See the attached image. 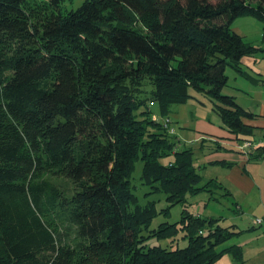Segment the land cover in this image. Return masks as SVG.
<instances>
[{
    "label": "trees",
    "instance_id": "obj_1",
    "mask_svg": "<svg viewBox=\"0 0 264 264\" xmlns=\"http://www.w3.org/2000/svg\"><path fill=\"white\" fill-rule=\"evenodd\" d=\"M61 3L0 0V264H213L225 252L243 264L240 246L217 248L238 232L186 207L188 194L223 187L203 181L192 146H175L148 107L167 115L194 90L238 143L252 140L241 120L252 113L222 90L226 66L248 77L241 58L264 49V36L255 46L231 30L249 14L264 34V0ZM141 78L153 88L135 112ZM246 153L264 158V144ZM139 158L143 182L183 206L179 224L148 230L155 203L137 206L130 183ZM179 230L182 248L143 244Z\"/></svg>",
    "mask_w": 264,
    "mask_h": 264
},
{
    "label": "crops",
    "instance_id": "obj_2",
    "mask_svg": "<svg viewBox=\"0 0 264 264\" xmlns=\"http://www.w3.org/2000/svg\"><path fill=\"white\" fill-rule=\"evenodd\" d=\"M240 62L249 76L235 73L248 80L249 84L245 86L244 83L240 84L242 82L238 86L228 84L227 88L243 96V101H235L252 114L242 117L241 120L252 127L249 137L262 143L264 141V49L243 56ZM227 94L236 97V94L232 92ZM190 95V98L182 104H190L196 117L193 124L189 123V127L190 125L193 127L192 141L199 142L198 169L201 170V164H205L203 171L208 170V167L214 168L211 173L215 172V176H210L208 179H215L221 184L225 196L232 200V208L235 210L233 216L243 217L246 222V225L241 228L237 226L238 224L226 225L238 232L230 245L240 246L243 264H264V223L261 225L253 223L255 216H261L264 219V158L249 159L247 153L238 147L235 135L229 132L222 122L211 119L212 112L217 114L212 108V102L202 93L194 90H190ZM178 137L180 146L186 145L187 136L183 133ZM204 148H206V154H203ZM214 160H223L228 163H212ZM236 220L235 217L234 221ZM258 227L259 229L256 230ZM233 260L231 263L235 264L236 261L234 258Z\"/></svg>",
    "mask_w": 264,
    "mask_h": 264
},
{
    "label": "rangeland",
    "instance_id": "obj_3",
    "mask_svg": "<svg viewBox=\"0 0 264 264\" xmlns=\"http://www.w3.org/2000/svg\"><path fill=\"white\" fill-rule=\"evenodd\" d=\"M84 0H62L61 8L63 12L71 11L76 9L78 6L82 4ZM231 30L240 34L244 41L250 42L251 44L255 46H261L262 36H264L262 30H263V23L260 22L259 19L256 17L246 14V15H240L236 17L232 23H231ZM260 54V52H259ZM225 72L229 76L228 78V84L238 86L240 84H249L248 80L243 79L241 76L236 75L235 70L231 68V66L225 67ZM139 82H142V85L140 86L139 90L136 92V99L138 100V106L135 108V112H140L141 110L146 108V105L140 104L141 100L148 97L150 94L153 85L151 82H149L148 78H141ZM223 93L232 92V94H236V97L234 98L237 101H243V96L240 94H237L235 90H231L230 88H223ZM246 101V98L244 99ZM236 101V102H237ZM149 115L151 120L161 122L163 117L166 116L163 112H161L159 106L157 104L150 105L148 107ZM173 120V125L176 128V133L173 135V138L177 139L179 135L182 136L184 133V136H187V143L186 145H191L194 151V166L197 168V170L202 175L203 181L210 178V176H215V172L211 171L214 169L212 167H208L206 171H203V167L205 164H201V170L198 169V165L200 162H197V155H199L200 147L199 142H193L192 138L194 136L193 134V127L189 123L193 124L195 121L194 116V110L190 106V104H182V103H176L173 104L170 108V111L168 114ZM214 120H220V117L218 114H215L212 112L211 119ZM148 129H153L148 126ZM179 138V137H178ZM174 139V140H175ZM175 146L182 147L178 143L177 140L174 141ZM206 148H204L203 154H206ZM168 158L162 159V162H166ZM142 160L141 158L137 159L134 164V169L130 176V183L132 185L133 191L135 193V196L137 197L136 202L137 206H139L141 209H145L149 206L150 202L155 203L154 208L156 209V214L152 217V220L150 224L148 225V230L156 228L160 223L162 222H169L170 224L173 222H177L180 219L181 211L183 206L180 203H174L171 204L167 201L166 195L161 191H155V188H152L148 184H145L141 178L142 174ZM207 165V164H206ZM210 169V170H209ZM214 185H212L213 187ZM224 190L222 188L217 187L215 189V192L212 194H208L207 192H200L196 195H187V204L186 207L188 211L191 213H198L202 217H215L219 219V223L223 226L238 224V227H242L246 225L245 219L243 217L237 218V216H233V213L235 210L232 208V200L225 196ZM222 194V195H221ZM211 196V197H210ZM213 198V199H212ZM215 198V199H214ZM132 207H135L134 200L132 201ZM136 206V207H137ZM234 207V206H233ZM140 208L137 207V214L139 217H143L145 219L146 215H150V213L145 212L142 213ZM132 209V208H131ZM167 211V213H166ZM142 213V214H141ZM242 216V215H241ZM236 217V222L234 221ZM250 218V217H249ZM147 220V219H145ZM250 222V221H249ZM179 224V222H177ZM259 227L256 229L258 230ZM146 230H142V235L146 234ZM234 235L233 237L226 240L224 243L217 246L218 249H221L223 247H226L230 245L234 241ZM143 244L146 247L153 246V245H159L162 247H165L167 249H174V248H182L186 246L187 240L183 237V233L181 230H179L178 235L169 238H162L157 239L155 236H149L143 241ZM98 259H95V261H91V264H98ZM234 261L233 257L229 253H225L221 256V259L216 261L213 264H232L231 262ZM86 260L83 264H85Z\"/></svg>",
    "mask_w": 264,
    "mask_h": 264
},
{
    "label": "built area",
    "instance_id": "obj_4",
    "mask_svg": "<svg viewBox=\"0 0 264 264\" xmlns=\"http://www.w3.org/2000/svg\"><path fill=\"white\" fill-rule=\"evenodd\" d=\"M150 104H152V102H150ZM160 123H161L162 127H164L168 131V133L175 134V126L173 125V121L169 115L164 116ZM263 144H264V141L262 143H260V142L254 141V140H244V141L238 143V147L242 151L247 152L248 149L254 148L256 146L263 145ZM253 223L256 225H261L264 223V219L261 216H255L253 218Z\"/></svg>",
    "mask_w": 264,
    "mask_h": 264
}]
</instances>
